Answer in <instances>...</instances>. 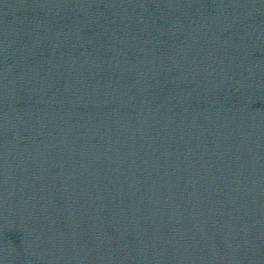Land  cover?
Masks as SVG:
<instances>
[{
	"label": "water",
	"instance_id": "water-1",
	"mask_svg": "<svg viewBox=\"0 0 264 264\" xmlns=\"http://www.w3.org/2000/svg\"><path fill=\"white\" fill-rule=\"evenodd\" d=\"M0 264H264V0H0Z\"/></svg>",
	"mask_w": 264,
	"mask_h": 264
}]
</instances>
